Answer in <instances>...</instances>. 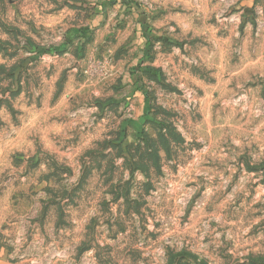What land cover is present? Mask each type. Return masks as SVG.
<instances>
[{
  "label": "rangeland",
  "instance_id": "1",
  "mask_svg": "<svg viewBox=\"0 0 264 264\" xmlns=\"http://www.w3.org/2000/svg\"><path fill=\"white\" fill-rule=\"evenodd\" d=\"M97 1L0 0V264H264V75L207 91L192 55L205 36L174 45L171 25L127 84L133 17L103 44L60 48ZM131 1L173 18L174 0ZM65 64L97 97L71 86L67 110L39 116ZM134 88L148 106L125 142Z\"/></svg>",
  "mask_w": 264,
  "mask_h": 264
},
{
  "label": "crops",
  "instance_id": "2",
  "mask_svg": "<svg viewBox=\"0 0 264 264\" xmlns=\"http://www.w3.org/2000/svg\"><path fill=\"white\" fill-rule=\"evenodd\" d=\"M126 1L131 2V6L123 3L122 0H98L93 4L90 15L87 17H85L86 15H76L75 22L79 26L68 31L60 48H65L64 50L67 51L68 48H73L75 45H78L79 49H83L84 46L90 48L91 45L97 46V43L103 44L122 24L123 17L131 16L135 22L133 19H128L124 23L126 31L131 30V33L134 34L130 42L133 60L125 66L123 73V82L127 84L133 82L132 77L135 72L132 73V69L135 66L138 68L137 72L147 70L142 65L144 61L150 59L152 41H160V45L162 41H166L165 27L171 25L175 33L174 45L181 40L180 37H188V42L190 41L192 46L193 43L201 42L202 36H205L204 50L200 45H196V50L194 49L192 55L199 61V65L196 67L197 75L201 76L203 72L207 78L205 82L207 91L213 89L214 82L210 78L213 76L228 77L226 83L222 82V85L232 84L238 87L240 84L244 85L249 79L254 78L253 81H255L256 77L264 75V0H228L227 3H215L214 0H174L172 6L167 4L168 9L173 8V18L169 19L173 20L172 22L164 19L162 11L158 10L153 13L147 10L145 16L142 17L144 10L139 8L135 2ZM182 2L184 7H182ZM163 7L165 11L167 8L164 4ZM163 7L161 6V8ZM187 10L204 14L201 17H194L192 14L185 15L184 12ZM220 11H225L228 14L224 15V18L217 23L214 13ZM112 13L114 15L117 13L119 16L115 20H107V15ZM70 14L73 16L74 13ZM153 18L156 20L153 21ZM203 65L204 67H202ZM57 71L55 75L63 73L64 77L58 79L56 76L50 80L48 99L46 96L38 106L39 116H49L52 119L53 115L59 113V109L67 110L69 103L66 100L70 94L69 91L73 89L71 86L74 87L76 94H80L79 99L90 98L89 91H91V96L94 94L97 97V86L88 87L86 82L79 79L77 69H71L68 64H65ZM59 80L60 82L64 80L63 85L60 86L61 89H57ZM222 89L228 88L223 87ZM55 93H57V98L53 102L52 98ZM132 93L138 97L140 107L137 119L129 120L126 123L130 125L131 132L124 139L125 142L137 135L136 131H139L146 118L145 112L148 106L146 96L140 88H134ZM133 130L136 131L133 132ZM96 143L97 133L88 138L84 145L94 147ZM55 144L51 142L50 148H54Z\"/></svg>",
  "mask_w": 264,
  "mask_h": 264
},
{
  "label": "trees",
  "instance_id": "3",
  "mask_svg": "<svg viewBox=\"0 0 264 264\" xmlns=\"http://www.w3.org/2000/svg\"><path fill=\"white\" fill-rule=\"evenodd\" d=\"M122 2L131 6V2H129V1L123 0Z\"/></svg>",
  "mask_w": 264,
  "mask_h": 264
}]
</instances>
